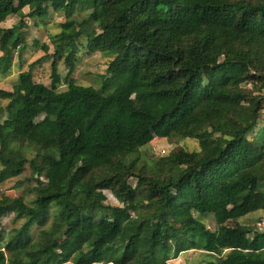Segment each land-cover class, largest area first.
<instances>
[{
    "label": "trees",
    "instance_id": "obj_1",
    "mask_svg": "<svg viewBox=\"0 0 264 264\" xmlns=\"http://www.w3.org/2000/svg\"><path fill=\"white\" fill-rule=\"evenodd\" d=\"M69 1L0 0V25L19 18L0 28L1 75L21 61L24 18L49 4L65 17L53 53L42 46L49 86L34 80L37 60L0 109V185L28 165L39 203L0 197V219L13 212L18 223L0 234V264H168L187 251L264 264V232L228 224L264 211L254 137L264 114V0H76L91 9L81 23ZM79 52L109 59L99 89L71 78ZM181 139L199 151L140 154L154 140ZM105 191L119 207L104 206ZM206 216L214 231L198 219Z\"/></svg>",
    "mask_w": 264,
    "mask_h": 264
},
{
    "label": "rangeland",
    "instance_id": "obj_2",
    "mask_svg": "<svg viewBox=\"0 0 264 264\" xmlns=\"http://www.w3.org/2000/svg\"><path fill=\"white\" fill-rule=\"evenodd\" d=\"M173 1L171 0L167 7L173 6ZM69 13L72 14L71 18L74 19L77 23H81L83 20L87 19L91 13V9L79 6L76 0H70L68 2ZM148 8L156 11H165L166 7L155 4L153 2L148 3ZM24 14H28V9L25 8L23 10ZM99 12V10L97 11ZM26 28L22 29L23 35H25V47L22 51L21 61L18 62L17 58H15L11 65L10 71L7 75L0 74V109L3 110L8 104V100L11 92H19L20 87L18 85V75L21 72L27 70L29 64L34 63L37 60L41 59V63L35 67L34 70V80L36 82L42 83L45 86H49L50 84V60L47 57H44V50L42 46H49L50 51L48 55L53 53L52 46L50 45V37L57 35L60 33L61 29H63L65 23L64 13L58 11L55 6L48 5L46 8L40 10L36 19L24 18ZM19 22V18L17 17H8L1 25L2 29H10L14 25ZM70 28V27H68ZM66 27V30H68ZM89 27L82 29L83 34H88ZM2 54L0 53V58ZM109 59L104 58L99 53L88 55L79 52L75 70L71 78L74 79L77 85L80 86H92L95 89H99L101 86L100 78L105 74L107 69ZM58 70L60 73L61 79L64 78L65 74H67V69L63 63H59ZM59 91H64L66 86L63 85V82L59 84ZM246 89H252V86L246 85ZM254 96H262L261 94L255 91ZM32 114L35 111L31 110ZM42 116H39L36 121L41 120ZM6 120V114L3 113L0 116V124ZM254 137L260 140L261 150L264 154V114L260 120L258 128L254 133ZM181 149L188 153H193L199 151L198 143L195 140L189 139H181L177 141H167V140H154L148 147L142 149L140 154L146 156L149 159H154L157 161L163 157H166L173 150ZM25 154V152H23ZM25 169L27 170L20 177L11 179L6 181L5 183L0 185V197L5 196L8 199L16 200L20 206L24 208L28 207H39V203L37 199H35V192L33 191V187L35 186V181L32 180L31 175L32 172L29 170V166L26 165ZM26 178H29V182L20 183ZM37 178L36 175L33 177ZM40 180L43 181L41 178ZM130 184L135 187L136 182L130 181ZM106 197V201L104 203L105 207H119L120 204L114 199L109 191L103 192ZM199 220L203 221L207 229L214 231L217 227L211 216L206 217H198ZM135 220H130L125 225V229L129 230L134 226ZM231 227H234L236 224L242 225L246 227L252 232H264V211L253 213L241 221L237 223L229 222ZM18 226L14 218L13 212H8L3 214L0 219V234H4L7 236L10 233L12 228ZM225 254V253H224ZM219 261L216 257L199 253L196 251H187L181 253L179 257L175 260H171L168 264H209L214 263L217 264Z\"/></svg>",
    "mask_w": 264,
    "mask_h": 264
}]
</instances>
